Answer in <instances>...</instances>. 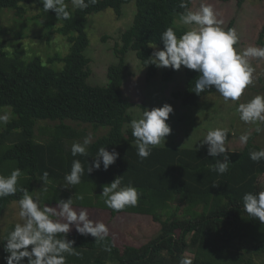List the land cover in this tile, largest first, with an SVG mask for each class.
I'll return each mask as SVG.
<instances>
[{
	"label": "trees",
	"instance_id": "16d2710c",
	"mask_svg": "<svg viewBox=\"0 0 264 264\" xmlns=\"http://www.w3.org/2000/svg\"><path fill=\"white\" fill-rule=\"evenodd\" d=\"M132 2L136 14L114 47L118 61L108 68L107 84H89L91 60L85 53L90 47V16L111 9L120 18L125 5ZM180 2L96 0L86 9L68 7L71 18L64 20L58 19L54 11L45 12L40 0H0V13L9 9L18 17L26 13L25 5H36L40 8L36 19L45 17L47 25L52 26L43 37L50 40L58 33L70 44L66 56L49 57L45 64L39 57L28 60L21 54H9L0 41V108H9L14 114L0 131V174L9 175L15 168L21 169L24 175L19 185L31 193L43 184L39 178L48 171L52 183L47 192L40 191L46 204L72 198L73 207L105 210L113 217L148 216L161 226L158 235L139 248L120 249L110 236L97 243L90 234L69 233L67 238L75 241L73 246L81 255L68 256L67 264H179L188 252L193 264H259L257 259L264 255V223L244 211L242 200L247 192L264 190V160L257 163L249 157L251 151L262 147L253 143L252 137L243 150L226 153L229 166L222 175L213 170V165L223 157L213 158L207 149L159 145L152 148L147 159L137 155L135 138L128 126L133 119V103L123 92L128 71L126 56L135 52L146 68L147 81H152L159 74V68L149 60L152 47L164 48L161 34L167 27H177L184 12ZM185 30L178 27L177 34ZM258 44L264 46V25ZM59 63L62 68L52 67ZM177 71L164 72L163 79L170 81ZM185 73L186 89L178 94L185 106H198L203 97L216 91L213 87L197 95L194 90L199 73L187 68ZM42 121L54 125L40 126ZM67 121L109 129L91 143L87 156L73 157L71 146L74 142L82 143L78 141L82 134ZM37 129L48 139L39 141ZM102 146L118 152L119 158L107 171L101 165L100 170L88 175L87 168ZM75 159L82 162L85 174L79 185L65 187L64 176L71 171ZM118 176L122 177V186L131 183L143 195L136 207L117 213L107 208L101 195L103 186ZM21 196L17 192L0 199V234L5 211ZM7 236L0 237V264H6L5 257L9 255L4 249ZM106 247H111V251H106Z\"/></svg>",
	"mask_w": 264,
	"mask_h": 264
},
{
	"label": "clouds",
	"instance_id": "9594fccd",
	"mask_svg": "<svg viewBox=\"0 0 264 264\" xmlns=\"http://www.w3.org/2000/svg\"><path fill=\"white\" fill-rule=\"evenodd\" d=\"M95 2L96 0H71V5L75 9H86ZM191 2L192 0H181L179 5L184 9L180 14V24L190 27L179 35V26L167 27L160 38L164 48L160 50L150 45L154 49L149 58L151 64L158 68L180 70L183 66L195 70L199 73L194 90L197 95L214 87L226 103L237 104L235 112L243 123L256 125L257 134L264 132V94H258L247 102H240L246 89L254 83L256 68L251 61L264 60V46H247L241 49L237 29L223 27L225 21L212 4L201 0L199 7L193 10L189 7ZM40 3L45 12L54 11L58 19L71 18L65 0H40ZM173 112L174 108L165 103L162 107L145 109L140 118L130 121L137 155L141 159H147L153 147L165 143L166 137L172 132L167 121ZM11 115L7 111L0 115V124L6 125ZM229 134V128L216 127L209 129L200 142L201 147L207 145L209 156L223 157L213 165V170L221 175L228 171L229 166V157L226 155L229 151L226 146ZM250 138L251 132H247L239 140L246 145ZM92 141L93 135L89 133L82 143L74 142L71 146L72 156H87V149ZM249 157L257 163L264 160V148L251 151ZM118 158V152L100 147L94 162L91 165L88 162L87 174L100 170L101 165L107 171ZM84 174L82 162L79 159L73 160L71 171L64 176V186L79 185ZM23 175L19 168L13 169L9 175L0 174V199L14 196L17 192L22 193L18 201L22 223H16L8 233L4 244V249L9 254L5 257L6 264H67L68 256L81 255L73 246L75 241L67 238L73 226L80 235L90 234L97 243L109 236L108 226L90 218L88 209L74 208L72 198L58 200L55 207L45 204L38 191L30 193L19 185ZM49 176L48 171L40 176L39 180L44 185L40 191L47 192L52 183ZM142 195V190L131 183L122 186V177L118 176L110 184L103 186L101 197L107 208L118 213L128 207H136ZM78 198L83 200V196ZM242 200L244 211L264 223V190L247 192ZM105 250L110 252L111 247H106ZM179 264H193V259L184 255Z\"/></svg>",
	"mask_w": 264,
	"mask_h": 264
},
{
	"label": "rangeland",
	"instance_id": "374dc122",
	"mask_svg": "<svg viewBox=\"0 0 264 264\" xmlns=\"http://www.w3.org/2000/svg\"><path fill=\"white\" fill-rule=\"evenodd\" d=\"M65 2L68 7L73 8L71 0H65ZM206 2L212 4L220 14V18L225 21L223 27L237 29L240 35L239 46L241 49L247 46H260L258 38L264 25V0H244L241 4L240 0H206ZM200 3L201 0H192L191 8L196 10ZM24 7L26 13L22 17H18L15 11L9 9H3L0 13V41L3 42V48L9 54H21L28 60L39 57L45 64L49 57L55 55L66 56L70 52V44L67 39L58 33L52 35L50 40L43 37L44 33L52 26L47 25L45 17L40 20L36 19L40 13L39 7L34 4H27ZM135 14L136 6L132 2L125 5L123 15L120 18L111 9L90 16L87 27L90 47L85 53L91 60L89 84L100 86L107 84L108 68L118 61L114 47L120 42L122 33L132 25ZM176 23L177 26L186 30L190 27L180 24L179 20ZM155 47L160 50L163 49L162 47ZM126 61L128 71L123 92L124 96L133 103V107L130 109L133 118H140L145 109L151 110L152 108L162 107L165 103L174 108V112L170 114L167 121L172 128V132L166 137L165 143L160 146L208 150L207 145L203 147L200 145L207 131L216 127H227L230 129L228 141L226 142L229 151L244 149L247 144H241L239 137L247 132H251V137L254 139L253 143L264 148V132L257 134L255 132L256 125L243 123L235 112L237 104L226 103L216 91L203 97L198 106H185L183 104L182 97L178 94L186 89V67L182 66L170 81L163 79V73L172 68H159V74L148 82L146 68L141 64L135 52L130 51L126 56ZM251 62L256 68L254 83L246 89L240 102H247L258 94H264V60L253 59ZM52 67L60 69L63 64H55ZM6 111L12 114L10 122L14 118L11 109L0 108V115ZM46 124L54 125L53 122L49 121L39 123L40 126ZM67 124L82 134L78 141H83L89 133L93 135V141H95L104 136L109 129L103 127L94 129L90 124L72 121H67ZM6 125L0 124V131ZM36 134L39 141L48 139V135L40 134L38 129ZM43 186V184H38L36 191L39 194ZM56 205L49 206L55 207ZM19 210V203L13 202L5 211L1 219V238L7 236L16 223H22ZM88 211L90 218L102 221L108 226L109 236L112 237L120 249L127 246L142 247L155 238L161 228L158 223L153 222L148 216L121 214L113 217L111 213L105 210L88 209ZM69 233L78 232L73 226ZM187 255L191 257L190 252ZM257 262L264 264V255L259 257Z\"/></svg>",
	"mask_w": 264,
	"mask_h": 264
}]
</instances>
